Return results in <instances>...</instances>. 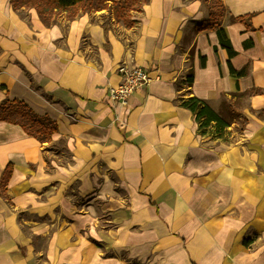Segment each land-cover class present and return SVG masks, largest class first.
<instances>
[{
  "label": "crops",
  "instance_id": "obj_1",
  "mask_svg": "<svg viewBox=\"0 0 264 264\" xmlns=\"http://www.w3.org/2000/svg\"><path fill=\"white\" fill-rule=\"evenodd\" d=\"M10 1L0 0V105L22 101L57 131L40 144L0 122V179L12 165L0 264H264V119L250 112L264 109V0H219L233 58L215 31L195 29L197 0H147L131 27L107 9L47 26ZM229 63L248 75L232 77ZM121 64L152 76L123 129L107 100ZM251 89L263 94L248 97L245 127L232 123L226 140L201 135L180 105ZM59 142L68 161L50 149ZM136 229L137 257H124Z\"/></svg>",
  "mask_w": 264,
  "mask_h": 264
},
{
  "label": "trees",
  "instance_id": "obj_2",
  "mask_svg": "<svg viewBox=\"0 0 264 264\" xmlns=\"http://www.w3.org/2000/svg\"><path fill=\"white\" fill-rule=\"evenodd\" d=\"M147 0H11L10 4L14 11L18 12L23 8L34 9L41 21L47 26L56 23L58 18L64 15L68 20H72L81 13H94L106 10L110 4L115 5V17L117 20H122L127 27L133 25L131 19L132 12H139ZM209 7V19L204 20L200 25L196 26L197 31H215L222 49L227 52L229 58L237 55L233 49L230 40L228 39L225 30L218 24L219 20L223 19V13L219 12L216 7H220L224 12V7L219 0H205ZM242 20V19H237ZM205 57L200 58V65L205 67ZM230 74L234 78H243L249 73V66H244L241 70H234L229 63ZM185 83L188 87L193 84V71L190 69ZM180 83H177V87ZM263 94L261 89H251L245 92H237L231 97L248 98L253 95ZM181 107L187 109L194 117L198 124V129L201 135H206L209 129L213 137L221 140H226L227 128L236 123L237 118L241 120V129L243 130L247 123L246 117L242 116L241 111L234 110L231 106L227 107V112H231L229 119H226L220 112H216L205 101L191 97L187 100H180ZM251 114L259 119H264V109H250ZM0 122H8L19 125L23 131L37 140L40 144L51 142V135L57 131V124L48 116L36 115L29 106L19 100H8L0 105ZM12 174V165L8 164L0 179V194L5 197V189ZM248 245L247 241H244Z\"/></svg>",
  "mask_w": 264,
  "mask_h": 264
},
{
  "label": "built area",
  "instance_id": "obj_3",
  "mask_svg": "<svg viewBox=\"0 0 264 264\" xmlns=\"http://www.w3.org/2000/svg\"><path fill=\"white\" fill-rule=\"evenodd\" d=\"M118 72L120 81L116 86L109 88L107 100L115 113V124L123 129L132 95L145 89L152 81V76L150 69L137 66L129 68L122 65L118 68Z\"/></svg>",
  "mask_w": 264,
  "mask_h": 264
},
{
  "label": "rangeland",
  "instance_id": "obj_4",
  "mask_svg": "<svg viewBox=\"0 0 264 264\" xmlns=\"http://www.w3.org/2000/svg\"><path fill=\"white\" fill-rule=\"evenodd\" d=\"M200 3L201 9L204 12V20H208L209 19V7L207 5V3L205 2V0H197ZM218 9V11L221 13H223V19L227 16V12L224 10V12L222 11V9L220 7H216ZM115 5L110 4V7L107 9L110 12H113L115 15ZM23 14H26V12H22ZM85 14V13H84ZM87 14V13H86ZM110 17V13L109 14H105V16L103 17V19H100L102 21V24L108 28L109 26H111V21L109 19ZM59 19V18H58ZM222 20L218 21V24L220 25L222 23ZM99 20V19H98ZM203 20V21H204ZM202 21V22H203ZM58 22V20L56 21V23ZM117 22H121L123 23V21L120 19ZM226 106H231L234 110H238V111H243V109L248 108V98H239V97H235V98H229V97H220L219 99H217L216 101H214L211 104V107L216 110L217 112H220L224 117H226V119H229L231 112H227V107ZM236 128L237 131H239L241 129V120L240 118H237L236 120ZM236 128H233V130L235 131ZM238 136H237V140H238ZM226 139V138H225ZM230 140L233 142V140L230 138ZM50 149L59 154L60 156H62L64 158L65 161H68L70 156L68 154V151L65 149V146L63 145V143L59 142L55 145H53L52 147H50ZM23 219L27 218V215H22ZM137 229L133 231V238L131 239V245L129 247V250L127 249H123V251H119L118 253L123 254L124 257H137V249H138V243H137ZM252 235V233H251ZM100 246V245H98ZM103 249V247H101ZM134 255V256H133Z\"/></svg>",
  "mask_w": 264,
  "mask_h": 264
},
{
  "label": "bare ground",
  "instance_id": "obj_5",
  "mask_svg": "<svg viewBox=\"0 0 264 264\" xmlns=\"http://www.w3.org/2000/svg\"><path fill=\"white\" fill-rule=\"evenodd\" d=\"M122 65H125V64H121V65H119L118 68H119L120 66H122ZM125 66H126V65H125ZM118 68H117V73H118V75H119ZM129 68H130V67H129ZM119 77H120V75H119ZM111 87H113V86H111ZM134 94H135V93H134ZM134 94H133V95H134ZM133 95H132V96H133Z\"/></svg>",
  "mask_w": 264,
  "mask_h": 264
}]
</instances>
